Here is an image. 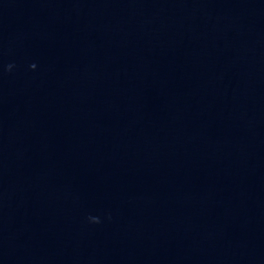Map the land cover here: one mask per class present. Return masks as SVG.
I'll return each mask as SVG.
<instances>
[{
    "label": "water",
    "instance_id": "water-1",
    "mask_svg": "<svg viewBox=\"0 0 264 264\" xmlns=\"http://www.w3.org/2000/svg\"><path fill=\"white\" fill-rule=\"evenodd\" d=\"M0 264H264V0H0Z\"/></svg>",
    "mask_w": 264,
    "mask_h": 264
}]
</instances>
